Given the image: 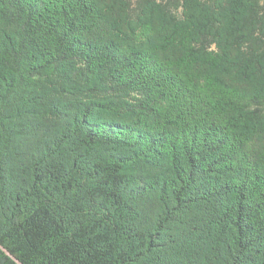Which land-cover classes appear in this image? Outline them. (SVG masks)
Returning <instances> with one entry per match:
<instances>
[{
	"label": "trees",
	"instance_id": "trees-1",
	"mask_svg": "<svg viewBox=\"0 0 264 264\" xmlns=\"http://www.w3.org/2000/svg\"><path fill=\"white\" fill-rule=\"evenodd\" d=\"M0 264H264V0H0Z\"/></svg>",
	"mask_w": 264,
	"mask_h": 264
}]
</instances>
